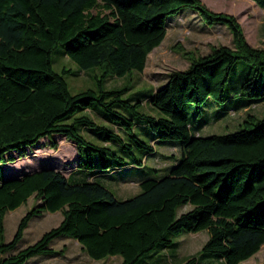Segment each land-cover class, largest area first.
Wrapping results in <instances>:
<instances>
[{
  "label": "trees",
  "instance_id": "trees-1",
  "mask_svg": "<svg viewBox=\"0 0 264 264\" xmlns=\"http://www.w3.org/2000/svg\"><path fill=\"white\" fill-rule=\"evenodd\" d=\"M254 1L264 10V0ZM183 7L195 9L209 24L225 23L232 45H216L202 55L184 49L185 69H172L161 86L135 96L122 97L130 85L104 88L107 75L144 68L148 53L166 34L168 17ZM59 43L79 70L101 69L96 87L69 90L62 73L70 69L60 73L52 67L51 53ZM238 65L251 67L234 90L246 96L241 104L264 99V47L247 41L233 14L212 10L201 0H0V166L15 162L42 137L57 148L56 133L76 145L79 159L85 149L91 162L90 154L104 153L108 142L131 146L124 143L123 131L143 154L132 153L129 160L119 156L118 165H140L156 151L133 132L136 122L157 129L160 141L179 140L180 150L174 164L155 168L159 175L139 181L140 191L126 198L97 180L71 182L54 167L15 176L5 172L0 179V264L56 254L60 251L50 243L61 235L73 237L96 260L119 255L121 264H167L177 257L173 237L200 229L208 230V238L181 264H238L255 254L264 243V115L249 114L232 132L199 135L187 112L188 104H196L200 113L211 98L220 104L229 99L226 83ZM145 99L161 114L140 109ZM92 104L110 125L78 113ZM80 127L106 144L87 139ZM29 196L38 202L4 241L5 213ZM184 205L188 208L180 211ZM42 210H60L62 219L14 251L31 217Z\"/></svg>",
  "mask_w": 264,
  "mask_h": 264
},
{
  "label": "rangeland",
  "instance_id": "rangeland-1",
  "mask_svg": "<svg viewBox=\"0 0 264 264\" xmlns=\"http://www.w3.org/2000/svg\"><path fill=\"white\" fill-rule=\"evenodd\" d=\"M201 1L212 10L233 14L240 23L247 41L251 45L264 47V10L254 0ZM167 23L164 38L148 53L144 68L141 71L132 69L124 75H107L103 81L104 88H121L130 85V88L122 93V97L135 96L137 91H146L150 87L161 86L172 69H185L189 64V59L181 53L184 49L190 50L194 55H202L208 53L213 46L232 45V35L225 23L209 24L191 7H183L178 13L170 15ZM51 58L54 70L62 73L63 67L70 69V72L62 73V75L71 92L97 86L95 75H99L101 69L93 66L79 70L78 64L64 53L61 43L52 51ZM250 71L251 67L243 69L242 65L233 69L226 83V90L230 92V98L224 103L220 104L211 98L210 101L202 104L200 113L197 112L196 104L187 105L189 119L198 128L199 135L232 132L239 129L245 119L250 118L249 114L257 117L264 115V99L252 101L244 106L241 103L242 98L246 96L234 91ZM140 109L154 115L161 114V111L146 99L142 102ZM83 112L88 113L98 123L110 125L96 104H92L89 108L78 113ZM80 131L87 139L99 144H106L88 127H80ZM133 132L142 140L155 145L156 153L147 154L146 158L143 157L140 165H118V162L121 161L119 156L129 160L132 153L137 156L143 154V149L136 146L132 138L125 135L124 131V143L130 142L131 146L127 147L125 144L120 146V144L108 142L109 149H105L104 153L92 152L90 154L91 162L88 161V152L85 149L79 159L76 145L63 134L56 133L57 135H52V138L59 141L57 148L47 146L50 138H40L37 143L26 148L25 155L18 157L15 162L7 161L0 166V179L5 177V172L10 176H15L22 171L26 172L36 167H54L67 174L71 182L87 178L93 179L111 189L118 198L132 196L140 191L139 181L146 177L159 175L160 172L157 169L166 167L180 155L179 140L160 141L157 138V129H153L149 125L136 122ZM13 152L17 154L16 151ZM112 152L117 156L116 154L112 155ZM74 158L80 161V165L74 166L75 162L72 160ZM90 163L92 167H90ZM103 163L107 164V167H102ZM72 166L74 168H71ZM37 202L38 200L33 196H29L24 203L5 213L4 241H9L12 238L21 216ZM187 208L188 205H184L180 211ZM61 219L62 212L60 210H42L33 215L13 250L34 242L44 231L57 225ZM208 235L207 229H200L198 231H182L179 235L174 236L173 240L176 243L171 249H177L178 256L176 261L169 258L168 264H181L185 257L196 254ZM50 245L60 252L53 255L36 254L22 264H121L119 255L99 260L90 257L83 251L77 240L66 235L53 239ZM240 264H264V243L255 254Z\"/></svg>",
  "mask_w": 264,
  "mask_h": 264
},
{
  "label": "crops",
  "instance_id": "crops-1",
  "mask_svg": "<svg viewBox=\"0 0 264 264\" xmlns=\"http://www.w3.org/2000/svg\"><path fill=\"white\" fill-rule=\"evenodd\" d=\"M175 161L173 162L172 161V163H170L169 165H171V164H174L176 161H177V159H174ZM168 166V165H167ZM169 252H171V251H169ZM175 255H177V249H176V251H175ZM178 256V255H177ZM177 258V257H176ZM248 259V258H247ZM171 260L173 261V258L171 257ZM246 259H244V260H242V261H245ZM169 261V260H168ZM241 261V262H242ZM170 263V262H169ZM167 264H168V262H167ZM238 264H240V262L238 263Z\"/></svg>",
  "mask_w": 264,
  "mask_h": 264
}]
</instances>
